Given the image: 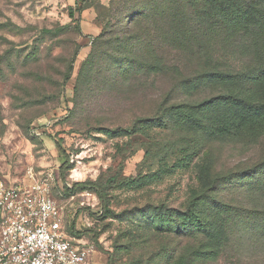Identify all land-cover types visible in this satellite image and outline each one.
<instances>
[{
	"label": "rangeland",
	"instance_id": "obj_1",
	"mask_svg": "<svg viewBox=\"0 0 264 264\" xmlns=\"http://www.w3.org/2000/svg\"><path fill=\"white\" fill-rule=\"evenodd\" d=\"M168 7L158 0H0V182H42L92 264H173L181 257L185 264H264V126L239 122L240 110L221 100L198 116L212 125L228 117L237 122L230 132L173 125L167 107L225 92L213 84L192 87L195 75L225 61L207 60L195 42L183 43L186 26L194 28L190 5L185 19ZM147 41L157 50L152 72ZM133 61L138 66L131 69ZM249 92L244 85L232 90ZM153 118L160 124L145 134L106 132ZM59 147L73 166L64 176ZM186 153V166L155 183L119 186ZM90 180L108 185V210L95 191L64 187ZM195 214L201 224L213 223L214 234L222 230L221 241L199 228ZM206 245L217 249L214 260L196 258Z\"/></svg>",
	"mask_w": 264,
	"mask_h": 264
},
{
	"label": "trees",
	"instance_id": "obj_2",
	"mask_svg": "<svg viewBox=\"0 0 264 264\" xmlns=\"http://www.w3.org/2000/svg\"><path fill=\"white\" fill-rule=\"evenodd\" d=\"M165 4L173 5L168 7L170 15L182 16L184 15L186 4L190 5L192 10L190 14L194 28L186 26L187 30L183 34V43L192 44L195 42V48L201 51V55L205 59L213 61H220L224 58V63L220 66L213 63V68L199 75H195L192 81V87L196 85L213 84L224 88L225 92L216 95L210 99L202 101L198 104H188L181 102L179 104L167 107L169 118L173 125L180 129H197L200 133L222 134L228 133L235 127L234 121H230L228 117H221L216 125L214 122L209 123L199 119L198 111L205 105H210L216 100L228 102L234 107H237L240 112L239 122L248 124L254 127L264 126V0H158ZM181 5L183 8L178 9ZM87 5L82 3L78 10L81 11ZM134 10V9H126ZM146 12L147 10L144 9ZM132 13L128 17V24L130 25L136 18L137 12ZM195 16L197 17L195 20ZM203 27V30L200 29ZM51 32V31H47ZM176 33V32H175ZM189 35L188 37L186 36ZM186 36V37H185ZM217 37L216 44H221L220 48L213 47L211 37ZM192 39H191V38ZM131 44H134L132 42ZM146 46V47H145ZM145 52L152 57L154 61L148 63L147 71H156L159 64L155 62L158 58L156 55V48L151 42L144 43ZM249 58L251 64L247 67H241L236 64H228L227 59ZM131 69H134L137 62L133 61ZM129 64V65H130ZM131 66V65H130ZM138 66V65H137ZM72 69V64L70 66ZM191 82V84H192ZM247 86L249 93L238 96L232 93V90L239 89L242 86ZM255 95L257 98H255ZM255 100H254V99ZM160 119H138L131 128L106 130L111 136H130L132 134H145L154 126L160 124ZM225 133V134H226ZM60 146V145H59ZM61 153L60 173L64 176L65 172L72 169V163L65 157V152L59 147ZM186 153L184 157L179 158L171 166H168L165 161H160L159 167L150 173L138 175L135 178L128 179L119 183V186L126 190H136L148 186L161 180L164 176L170 174L177 167H184L190 162L191 156ZM65 189L73 192L77 188L89 189L97 193L103 209L106 207V189L108 185L98 181H79L75 182L71 188L68 183L64 185ZM201 215L195 214L198 220L199 228L204 230L211 240L221 239L222 230H217L216 234L213 232V223L209 224L207 221L201 224ZM218 223V221L216 220ZM221 225V223H220ZM198 231V229L195 228ZM219 237V238H218ZM221 241V240H220ZM196 258L203 260H214L217 256V249L205 248L197 250ZM110 264V263H107ZM173 264H185L181 257L174 261Z\"/></svg>",
	"mask_w": 264,
	"mask_h": 264
},
{
	"label": "built area",
	"instance_id": "obj_3",
	"mask_svg": "<svg viewBox=\"0 0 264 264\" xmlns=\"http://www.w3.org/2000/svg\"><path fill=\"white\" fill-rule=\"evenodd\" d=\"M62 208L38 180L0 182V264H92L90 250L68 236Z\"/></svg>",
	"mask_w": 264,
	"mask_h": 264
}]
</instances>
